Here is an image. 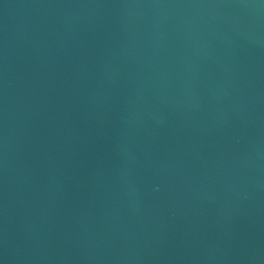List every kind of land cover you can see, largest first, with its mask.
I'll list each match as a JSON object with an SVG mask.
<instances>
[{
    "label": "water",
    "instance_id": "1",
    "mask_svg": "<svg viewBox=\"0 0 264 264\" xmlns=\"http://www.w3.org/2000/svg\"><path fill=\"white\" fill-rule=\"evenodd\" d=\"M0 264H264V0H0Z\"/></svg>",
    "mask_w": 264,
    "mask_h": 264
}]
</instances>
